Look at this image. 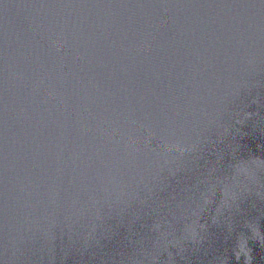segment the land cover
I'll return each mask as SVG.
<instances>
[{
	"label": "water",
	"instance_id": "95a60500",
	"mask_svg": "<svg viewBox=\"0 0 264 264\" xmlns=\"http://www.w3.org/2000/svg\"><path fill=\"white\" fill-rule=\"evenodd\" d=\"M244 239L264 264V0H0V264H245Z\"/></svg>",
	"mask_w": 264,
	"mask_h": 264
},
{
	"label": "clouds",
	"instance_id": "9594fccd",
	"mask_svg": "<svg viewBox=\"0 0 264 264\" xmlns=\"http://www.w3.org/2000/svg\"><path fill=\"white\" fill-rule=\"evenodd\" d=\"M169 151H171L172 149L169 148L168 149ZM180 151H183L182 149ZM253 164L259 166L260 165V161L257 159V160H253L252 161ZM240 175H243L246 179H252V174L248 171L247 167L245 166H238L236 169H235V176H234V179L236 176H240ZM222 196L226 199H233V197L231 195H229V193L227 192V190H224L222 189ZM210 201L208 198H205V204H208ZM253 231V235L255 236H259V230L258 228L252 230ZM188 235L190 236L191 240H196V237H197V231L195 228H191L189 230V233ZM246 240H239L238 242V245H237V248H238V251L235 252V256H236V259L239 260L241 256H243L245 258V264H251V257L249 255V252L250 250L247 248L246 246Z\"/></svg>",
	"mask_w": 264,
	"mask_h": 264
}]
</instances>
